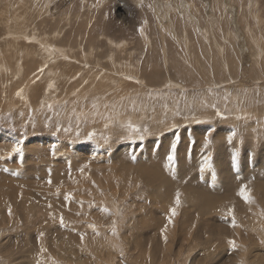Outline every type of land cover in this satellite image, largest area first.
Here are the masks:
<instances>
[{
  "label": "rangeland",
  "instance_id": "obj_1",
  "mask_svg": "<svg viewBox=\"0 0 264 264\" xmlns=\"http://www.w3.org/2000/svg\"><path fill=\"white\" fill-rule=\"evenodd\" d=\"M61 1L0 0V53L4 51L3 55L14 54L21 45L31 47L30 50L36 51L34 56L28 55L26 58L18 60L22 64V68L25 67L20 71L21 74H14V69L5 72L6 67L4 64L1 66V72H5L7 75L5 73L0 74V157H3L0 159V264H25V262L28 264H66L64 258L57 254V243L51 246L49 243L57 242L65 234L78 244L77 235L81 234L79 224L81 225L86 220L67 214L69 210L67 207L57 208V212H43L45 202L54 204L59 200V191L57 192L55 187H46L66 183L62 181L60 176L64 172L66 175L69 173L63 170L64 167L74 172L71 178L80 170L74 166H64V162L61 163L60 167H56L54 159L67 157L77 151L78 154H81L80 156H87L92 162L99 158L96 163L102 167L106 164L105 161H102L103 154H108L115 159L112 164L120 162L119 165L122 164V161H119L121 154L118 150H122L121 153L127 150V155L136 157L137 172L142 170L144 177L142 178V175L139 177L136 174L128 175L130 185L128 183L125 185L123 180L120 182L115 180L118 183L113 182V187L105 183L101 185L100 195L102 197L108 195L112 199H101L97 195H92V204L86 202L88 200L90 202L92 199H84L83 202V204H88L90 223L96 228L90 227V231L105 232L108 235V241L113 240L111 242H114L116 240V247L119 246L116 250L105 249L102 259L103 261L109 259L106 264H135L133 259L137 260V258H134L131 252L136 244H138L137 248L142 251V254L151 253L159 260L164 256L162 263L164 260L166 264H264V56H261L262 59L256 56L257 52L264 47V0H253L255 7H248L250 0H228L235 2L237 7L245 5L244 9L248 7L251 14L248 16L246 14L244 18L242 13H248L246 10L243 9L242 13H238V19L240 18L238 21L240 24L242 23L241 27L239 26V32L241 31L240 34L248 32L249 35L246 34L243 37L248 42L243 39L240 41L241 43L247 42L245 48L235 46L233 49L231 45H227L226 47L230 48L231 51H228L226 47L225 50L221 51L218 45L224 41L220 36L226 30V24H229V16L226 15L225 4H222L221 0H212L214 3L210 5V9H215L214 13L217 16V22L213 24L215 26L213 31L215 38L210 37L212 38L210 41H213L214 44L218 43L215 46H211L210 42H208L209 44L205 43L199 32L193 27L188 28L189 26H186L181 14L172 11L171 18L174 19L177 34H182L183 26L187 30L192 29V32L188 30V34H186L189 37L186 43L187 48L183 46L184 44L179 38L170 33L168 28L164 29L161 37L152 8L153 0H141V2L138 0H86L85 2L83 0H68L66 8L60 9ZM191 1L200 13L202 12L200 23L204 25V12L208 11L206 6L204 7V0ZM89 4H92L91 7L88 6ZM122 8L124 12H121ZM64 9L71 11L70 20H65V17L69 16ZM47 12L55 14L50 21L43 18ZM59 13H65L66 16L63 15L57 24L56 20ZM74 14L76 16L80 14L81 17H74ZM48 17H50V13H48ZM236 17L237 11L230 10L231 25H234L233 22H235ZM244 20L247 22L246 24ZM206 24V26L210 25ZM213 25H210L212 30ZM166 26L168 27V25ZM247 26L251 29L250 31ZM57 27L63 29V34L59 37H62L61 43L66 41V45H69V39L74 45L82 44L81 48L74 47L72 60L82 59V52L87 50L89 45L86 36L92 34L95 40L99 39L95 45L99 49L94 51L95 54H100L96 56L98 64L95 62L98 68L94 67V63H90L96 59L91 56L89 58L91 61L83 60L81 64H76L82 70L89 66L88 69L94 68L92 73L94 70H103L107 72L106 74L111 75L112 79L118 80L119 75L121 76L120 72L117 71L119 70L118 67L116 66L117 70L113 66V68L107 67L108 59H106L105 54L108 53L114 58L116 57L117 60L115 59V61L120 62L119 65L122 68L129 62L135 65L136 81L126 78L128 86L124 87L122 84L123 88L120 90L122 94L120 97H124L122 102L109 103L108 100L114 97L115 92L108 94L107 91L105 94L103 90H100V87H97V84L89 85V79L94 74L86 76L89 74H85L83 71V77L74 78L75 80L73 79L70 85L65 84V81L60 79L56 90L54 92L50 90L51 92L46 93V98L63 96L61 98L66 101L57 107L60 109L54 111L53 115L50 108H44V106L39 107L41 110L39 115L30 112L35 110H24L27 109L25 106L30 104L34 107L42 99L41 90H39L41 87L26 88V84L29 82L24 83L26 79L29 81L30 77L39 71L38 68L31 71L33 67H29L30 63L35 62V59H38L39 55L43 53L38 51L43 50L50 42L58 39L55 36ZM141 29L151 39V45L144 39ZM104 33L115 44L124 42L127 45L124 51L121 47H115V44H108L107 39L103 36ZM259 33L261 37L258 35ZM13 34L15 37H10ZM250 34L255 35L251 37ZM196 35L197 37H195ZM6 39H10V41H6ZM252 39L254 42H251ZM250 43H253L252 46L254 47ZM254 43H257L256 45L259 47ZM163 44L166 55L161 48ZM208 46L214 50L210 53L215 52V59H206L204 50L207 53ZM217 47L218 49H216ZM119 52L121 53L119 54ZM140 54L142 55L140 56ZM198 56L202 59H196ZM129 57L131 58L128 59ZM0 59V64L3 63L4 59L6 62L9 60L1 57ZM45 60L47 61L46 58L39 59L36 65L40 66ZM11 63L14 68L16 60L13 59ZM69 66L70 69H77L75 66ZM161 67L167 70L170 68V73L175 79H172V82L175 81V84L181 86L183 84L182 89L179 87L181 92L178 87L171 86L170 88L161 85L164 72ZM101 72L96 73L99 79L103 74ZM29 75L32 76L29 77ZM137 81L147 89L144 93L152 94L151 91H154L153 93L156 94L155 105L159 109L154 106L148 108L145 105L148 101L146 99L143 101L144 103L142 102L143 106L138 104L135 98L142 94L139 92L142 87L138 85L139 82L137 83ZM42 84L46 83L42 82ZM111 86L114 85L111 84ZM21 88L24 89L23 93L20 91ZM29 89L33 92L31 93ZM95 92H103L97 100L102 104L106 102L109 109L113 108L111 105H117L122 114L125 115V119L117 121L116 119L112 120L113 117L112 121L110 120L112 123L110 125L101 118L104 127L97 126L96 128L86 126L83 121L78 124L75 116L70 118L71 123L66 122L64 124L60 121L61 110H76L79 106L78 103L76 104L78 96L84 105L86 104L85 106L89 105L93 99L90 101L87 99L89 98L87 95L92 97ZM201 93L204 95L202 96ZM201 96L203 99L206 97L207 105L198 106L197 102L199 103ZM162 98L174 107L171 113L165 108V105L161 104ZM128 99L135 100L128 105ZM11 102L18 104H15L13 109H9L10 106L7 104ZM194 103L196 105H193ZM142 109L146 110L147 117L142 121L138 119L134 122L130 121L128 112L137 118ZM149 110L155 112V116L152 117L158 118L157 120L150 121ZM21 111H23L22 114ZM229 136H231V140H229ZM205 137L208 138L207 143ZM149 139L155 144H149ZM174 141L177 145L175 160L173 165L166 168L165 158ZM17 145L21 150L12 152V148ZM52 145L56 147L54 148ZM98 149L101 150L98 151ZM103 151L105 152L103 153ZM116 151L118 154L114 153ZM114 154L117 156L113 157ZM233 156L236 157L235 161ZM209 158L210 166H207L206 160ZM68 160L72 161L71 159ZM131 160L134 161L135 159L131 158ZM156 167L158 168L155 169ZM46 169L50 170L51 175L48 176L44 173L43 170ZM55 169L56 175H52ZM154 169L155 171L152 172L154 173V180L151 183L156 184L158 182L157 184H160L159 182L162 181L165 184L162 185L165 189L161 190L160 195L157 193L150 194V192L153 193L151 186H149L150 172ZM120 170L122 168L117 172ZM103 173H107L106 170L102 169V172L97 175L98 179L106 178ZM129 173H136V171L132 169ZM17 175L18 178H16ZM136 177L138 179H135ZM49 178H51V183L46 184ZM25 179L28 181H24ZM66 180L68 181V179ZM241 185H247L251 189L253 199L251 203L238 204L235 206L236 209L233 208L236 210L233 212L236 226L233 227V217L228 216L227 211L231 200H233L234 205H236L234 201H242L241 197L237 195ZM125 187L128 189L125 190ZM13 188L21 193L16 201L13 199L16 204L15 202L10 203L12 198L6 200V196H9ZM199 188H203V191L206 190L213 205L206 203L203 196L194 194L199 193L196 192V189ZM51 192L57 193L51 195ZM27 193L30 195L26 198ZM177 193H179L180 198L178 206L175 204ZM35 194H39L40 199L34 198ZM211 196H216L215 199L217 200ZM98 199L102 200L104 208H107L110 214L97 211L99 209ZM44 200L46 201L44 202ZM153 200L156 202L152 203ZM21 203L23 206L20 205ZM214 204L221 205V207ZM56 205L59 206V204ZM202 206L204 207L198 210L202 213L197 214L195 211ZM222 206L228 209H225L224 212ZM9 207L12 211L11 216L8 214ZM171 208L176 209V215L172 217L171 223L166 224ZM26 210L27 215L25 214ZM83 213L85 216L87 211H83ZM61 216L64 219L63 226L60 224ZM161 219L163 224L160 222ZM42 224H47V226L39 228V225ZM106 224L109 226L107 227ZM113 224L115 229L117 228L115 236L112 232ZM165 225H167L166 229ZM56 228L59 229L58 232H51ZM162 229H165L163 233ZM40 232L44 234L42 237L39 236ZM33 236H35L36 241L31 240ZM26 240H28L27 243ZM229 240L236 242V249L229 246ZM90 245L91 242L88 241L93 257H97L92 245ZM63 246L65 248L67 243ZM42 248L46 251H41ZM163 248H166L164 254L162 253ZM108 256L109 258H107ZM26 257H30V260H26ZM123 259L132 260L130 263H126L122 261ZM95 260L96 258H93V264H96ZM140 262L141 259H138L136 264H140ZM86 263L89 264L87 261L83 264Z\"/></svg>",
  "mask_w": 264,
  "mask_h": 264
},
{
  "label": "bare ground",
  "instance_id": "obj_2",
  "mask_svg": "<svg viewBox=\"0 0 264 264\" xmlns=\"http://www.w3.org/2000/svg\"><path fill=\"white\" fill-rule=\"evenodd\" d=\"M68 0H62L61 1V3H60V6H59V8L61 9V8H66V2H67ZM84 2L86 1V0H83ZM102 1H109V0H102ZM138 1H140L141 2V0H138ZM191 1V0H190ZM189 0H153V4H152V8H153V11H154V15H155V17H156V19H157V23H158V27H159V30H160V35H161V37H162V35H163V33H164V29L165 28H168L169 29V31H170V33L174 36V37H176V38H179L182 42H183V46H185V48H187L186 47V43L188 42V38L189 37H187V35L186 34H188V30H190V29H186V27L185 26H183V29H182V34L180 33V34H177V32H176V28H175V25H174V19L173 18H171V13H172V11H174V12H177V13H179V14H181V16H182V19H183V21L186 23V26H189L188 28H194L197 32H199V34H200V36L202 37V39L203 40H205V43H207V44H209L208 42H210V44H211V46L213 45V46H215L216 45V43L214 44V42L213 41H210V40H212V38H210L211 36H213V39L215 38L214 37V35H213V31H214V25L213 24H215L216 22H217V16H216V14L214 13V11H215V9L213 10L212 8L210 9V5H213V1L212 0H202L203 1V4H204V7L206 6V8H207V12H204V22H205V24L204 25H202L201 23H200V19H201V13H200V11H199V9H197L196 8V6L194 5V3L191 1L190 2ZM101 2V1H100ZM137 2V1H136ZM221 2H222V4H225V6H224V8H225V13H227L226 15H228L229 16V24L227 23L226 24V30L223 32V35L222 36H220L221 37V39L222 40H224L222 43H220V44H218L219 46H220V49H221V51L222 50H225L226 48H227V50L228 51H231V49L229 48L228 49V47H226L227 45H231L232 47H233V49L235 48V46H241L242 48H245V44H247V40H245V39H243V37L246 35V34H248V32H243V34L241 33L240 34V32H239V30H240V28H239V26L242 24H240L239 23V19H238V13L240 14V13H242V10L244 9V6H242V7H240L239 5V7H237L236 6V4H235V2H232V1H228V0H221ZM89 3V2H88ZM92 3V2H91ZM198 3H200V2H198ZM255 2H253V0H250L249 1V3H248V7L250 6V7H255V4H254ZM123 4V3H122ZM69 5V4H68ZM91 5L92 4H89L88 6L89 7H91ZM96 5H97V3H96ZM200 5H201V3H200ZM202 6V5H201ZM222 6V5H221ZM248 7L247 8H245L244 10H246V12H248V13H242V16L245 18V15L247 14V16L248 15H251L250 14V10H248ZM123 8H124V6H123ZM122 8V10H121V12L123 11L124 12V9ZM199 8V7H198ZM214 8V7H213ZM223 8V9H224ZM151 9V8H150ZM126 10V9H125ZM210 10V11H209ZM221 10V9H220ZM230 10H236L237 11V17H236V19H235V22H233L234 23V25H231L230 24V20H231V18H230ZM64 11H66L65 13H67L68 14V16L69 17H65V20L67 21V20H70L71 19V17H72V14H71V11H69V9H64ZM48 13H50V17H48ZM65 13H59L58 14V18H57V20H56V22H57V24L59 23V20H60V18H62V16L64 15V16H66L65 15ZM47 14V15H46ZM45 15H43V18H45V19H47L48 21H50V20H52V17L55 15L54 13H52V12H47ZM77 14V13H76ZM231 15H234L233 13H231ZM253 15V14H252ZM255 15V14H254ZM74 17L76 16L75 14L73 15ZM77 16H79V17H81V15L79 14V15H77ZM76 16V17H77ZM256 16V15H255ZM254 16V17H255ZM78 17V18H79ZM226 17V16H225ZM253 17V16H252ZM248 19V18H247ZM246 19V20H247ZM258 19V18H257ZM239 20V21H238ZM221 21V20H220ZM254 21V20H253ZM244 22H245V24L247 23L245 20H244ZM107 23V22H106ZM206 23H208V24H210V25H213V30H212V27H210V25H208V26H206L207 24ZM255 23V22H254ZM253 23V24H254ZM103 24V23H102ZM252 24V23H251ZM258 24V23H257ZM264 24V23H263ZM104 25V24H103ZM166 25H168V27L166 26ZM65 26V25H64ZM63 26V27H64ZM241 27V26H240ZM248 27V26H247ZM218 28V27H217ZM245 28H246V26H245ZM221 29V28H220ZM248 29H249V31L251 30L249 27H248ZM262 29V28H261ZM192 30V29H191ZM190 30V31H191ZM192 32V31H191ZM195 32V31H194ZM217 32H218V30H217ZM219 32H220V30H219ZM221 32H222V30H221ZM254 32V31H253ZM261 32V31H260ZM63 34V29H62V27H57L56 28V32H55V36L56 37H58V39L57 40H55L54 42H50L47 46H45L44 48H43V50H41V51H38V52H43L42 54H40L39 55V57H38V59H35V62H28V63H30V65H29V67H33L32 68V70L31 69H29V70H31V71H34L36 68H38L39 69V71L38 72H36L33 76L32 75H29V77L30 76H32V77H30V80L28 81L27 79H26V81H25V83L24 84H26L27 82H29V83H27L26 84V88H30V87H32L33 89L34 88H36L37 86H39V87H41V89H39V90H41V94H42V99L39 101V103L38 104H35V106L34 107H36L35 109H34V107H32L30 104L28 105V106H25V108H27V109H24V110H35V111H30V112H34L36 115H39L40 114V112H41V110H39V107H42V106H44V108H50V110L52 111L51 112V114L53 115V112L54 111H56V110H58V109H60V108H57V107H59V105L62 103V102H64V103H66V101L63 99V98H61V97H63V96H61V97H58V98H54V97H49V98H46L45 97V95H46V93L47 92H49L50 90L52 91V92H54L56 89V87H57V83L59 82V80L60 79H62V80H64L65 81V84H67V85H70V82L75 78V79H77L78 77L80 78V77H83V73L85 72V74L87 73V74H89V75H86V76H92L93 74V76L92 77H90L91 79H89L90 80V83H89V85H93V84H97V87H100V90H103V92L106 94V92L108 91L109 93L108 94H110L111 92H115V94L113 95L114 97L111 99V100H108L109 101V103H115V102H122V98H124V97H120L122 94H121V88H123L122 87V84L124 85V87L125 86H128L127 85V79L126 78H128V77H131V79H133V80H135L136 81V68H135V65H133L131 62H129V64L128 65H124V67L122 68V66L120 67V62H118V61H115V59H116V57L114 58V56H112V55H110V53H108V54H105L106 55V59H108V64H107V67H115V69L117 70V68H116V66L118 67V69L119 70H117L118 72H120V74H121V76L119 75V77L117 78L118 80H115V79H112V76L111 75H108V74H106L107 72H105V71H103V70H94V73H92L93 72V69L94 68H89L88 69V67L89 66H87V68L84 70H82L81 68H78L77 67V63H82V61L83 60H86V61H89L90 59V57L91 56H94L95 58H96V56H98V55H100L99 53H94V51L96 50V49H99V47L98 48H96V42H98V40H95V38H94V35H88V36H86L87 38H88V42H89V45L87 46V50H85V51H83L82 53H83V55H82V59H75V60H72V57H74V47H77V48H81L82 47V44L81 43H78V44H76V45H74L71 41H69V39H68V44L69 45H66L67 44V42L66 41H64V42H62L61 43V39H62V37L61 38H59L61 35ZM99 34V33H98ZM142 34H143V37H144V39L146 40V42L148 43V44H150L151 45V39L148 37V35H146V34H144V32L142 31ZM193 35H194V33H192ZM199 34H198V36H199ZM96 35V34H95ZM204 35V36H203ZM249 35V34H248ZM251 35V34H250ZM253 35V34H252ZM252 35H251V37H252ZM255 35V34H254ZM253 35V36H254ZM258 35H260V33L258 34ZM100 36V35H99ZM103 36H105V38L107 39V42H108V44H115V42L110 38V37H108V35L106 34V33H104L103 34ZM191 36V35H190ZM10 37H15V35L13 34V35H11ZM19 37V36H18ZM195 37H197V35L195 36ZM250 37V38H251ZM260 37H261V35H260ZM17 38V37H16ZM190 38H192V37H190ZM249 38V39H250ZM256 38V37H255ZM263 38V37H262ZM219 39V38H218ZM244 40V41H247L246 43H241L240 41L241 40ZM257 39V38H256ZM191 40V39H190ZM193 40V39H192ZM6 41H10V39H6ZM257 41H259L258 39H257ZM202 42V41H201ZM204 42V41H203ZM220 42H221V40H220ZM250 42V41H249ZM251 42H254L253 41V39L251 40ZM264 42V41H263ZM145 43V42H144ZM251 44V46H252V44L253 43H250ZM249 44V45H250ZM255 44V43H254ZM257 44V43H256ZM255 44V45H256ZM261 44V43H260ZM264 44V43H263ZM100 45V44H99ZM188 45V44H187ZM200 45V44H199ZM217 45V46H218ZM126 44L124 43V42H121V43H119V44H115V47H121V48H123V51H124V49L126 48ZM205 46H206V44H205ZM257 46V45H256ZM263 46V45H262ZM164 44L162 45V49L164 50ZM192 47H194V46H192ZM226 47V48H225ZM231 47V48H232ZM248 47V46H247ZM252 47H254V46H252ZM257 47H259V46H257ZM256 47V48H257ZM30 48L31 47H26V46H24V45H21L17 50H16V52L14 53V54H11V55H3V52L4 51H2L1 53H0V57L1 58H7V59H9L7 62H6V60L4 59L3 60V63H1L0 64V74L1 73H5V72H10L12 69H14V74H21L20 73V71L22 70V69H24V68H22V64L18 61L19 59H24V58H26L28 55H31V56H34L35 55V53H36V51L35 50H30ZM113 48V47H112ZM208 51H207V53H206V51L204 50V55H205V57H206V59H215L216 58V54H215V52H212V53H210L211 51H214L210 46H208ZM108 49V48H107ZM167 49V48H166ZM215 49V48H214ZM216 49H218V47L216 48ZM215 49V50H216ZM232 49V50H233ZM237 50H239V48H236ZM255 49V48H254ZM259 49V48H258ZM128 50V49H127ZM127 50H125V51H127ZM178 50V49H177ZM176 50V51H177ZM186 50V49H185ZM189 50V48L187 49V51ZM192 50V49H191ZM246 50H248V49H246ZM251 50V49H250ZM249 50V51H250ZM122 51V52H123ZM193 51V50H192ZM252 51V50H251ZM22 52H23V54H22ZM220 52V51H219ZM218 52V53H219ZM121 52H119V54H120ZM126 53V52H125ZM163 53H165V55H166V51L164 50V52ZM186 53V52H185ZM192 53H194V52H192ZM95 54V55H94ZM118 54V55H119ZM128 54V53H127ZM256 54V53H255ZM130 55H131V53H130ZM142 54H140V56H141ZM203 55V56H204ZM213 55V56H212ZM121 56V55H120ZM146 56V55H145ZM200 56V55H199ZM195 57L196 59H202L201 57ZM202 56V55H201ZM256 56L258 57V58H261V56H264V47H262L258 52H257V54H256ZM260 56V57H259ZM62 58V59H60V58ZM205 57H204V59H205ZM47 59V61L45 62V61H42V62H44V63H42L40 66H37L36 64H38V62H39V59ZM55 58H57V59H55ZM112 58H114V59H112ZM124 58V57H123ZM131 57H129L128 59H130ZM13 59L14 60H16V66L13 68V65H12V63H11V61H13ZM55 59V60H54ZM119 59V58H118ZM232 59V58H231ZM242 59H243V57H242ZM262 59V58H261ZM264 59V58H263ZM1 60V59H0ZM52 60H54V61H52ZM97 60H98V58H96V59H94V62L93 61H91L90 63H94L93 65H94V67L97 69L98 67L96 66V64H95V62L97 63ZM117 60V59H116ZM124 60V59H123ZM122 60V61H123ZM139 60V59H138ZM73 61V62H72ZM129 61V60H128ZM130 61H132V60H130ZM139 62V61H138ZM27 63V62H26ZM4 64V66L6 67V69L8 70H5V72H1V66ZM98 64V63H97ZM105 64V63H104ZM69 65H72V66H75L77 69H75V68H71L70 69V66ZM69 66V67H68ZM105 66H106V64H105ZM86 67V66H85ZM112 67V68H113ZM161 68H163V70H164V72H163V76H162V84L161 85H166V86H168V87H170L171 88V86H174V87H178V89H179V87L182 89L184 86H183V84H182V86L180 85V84H175L174 82H172L171 80L173 79V76H172V73H170V68H169V70H167V69H165L164 67H161ZM40 69H43V71H40ZM87 70V71H86ZM110 70V69H109ZM84 71V72H83ZM99 71H102L101 73H103L102 74V77L99 79V78H97V75H96V73H98ZM83 72V73H82ZM110 73V72H109ZM175 73V72H174ZM173 73V74H174ZM6 75H7V73H5ZM9 75H10V73H8ZM123 74V75H122ZM207 74V73H206ZM8 75V76H9ZM11 76V75H10ZM9 76V78H11ZM114 76V75H113ZM175 76V75H174ZM100 77V76H99ZM115 77V76H114ZM96 78V79H95ZM116 78V77H115ZM185 78V77H184ZM74 79V80H75ZM177 79V78H176ZM85 80V79H84ZM87 80V79H86ZM105 80H107V82H104ZM173 80H175V79H173ZM178 80V79H177ZM117 81V82H116ZM202 81V80H201ZM42 82H44V83H46V84H42ZM178 82V81H177ZM83 83H85V82H83ZM179 83V82H178ZM50 84V85H49ZM111 84L112 85H114V86H111ZM196 84V83H195ZM138 85L140 86V87H142L140 90H139V92H141L142 94H140V96L139 97H136L135 99H137V102H138V104H141L142 106H143V104H142V102L143 101H145V99L146 100H148L147 101V103H145V105H147L148 106V108H152L153 106L155 107V108H157V109H159L158 107H156V105H155V102H156V94H154L153 92V90L151 91L152 92V94H146V92L144 93V91H146L147 89L146 88H144V86H143V84H141L140 82L138 83ZM78 87V86H77ZM25 88V87H24ZM67 88H70V87H67ZM74 88H76V87H74ZM74 88H73V90H74ZM190 88V87H189ZM195 88V87H194ZM38 89V88H37ZM36 89V90H37ZM24 89L23 88H21L20 89V91H21V93H23L24 91H23ZM78 90H80V89H78ZM94 90V89H93ZM111 90V91H110ZM161 90V89H160ZM166 90H168V89H166ZM205 90V89H204ZM29 91H30V89H29ZM50 91V92H51ZM69 91V90H68ZM67 91V92H68ZM179 91H180V89H179ZM193 91V90H192ZM31 93L33 92V91H30ZM66 92V91H65ZM81 92V91H80ZM103 92H95V94H94V96H89V95H87L89 98H87V99H89L90 101H91V103L89 104V105H87V106H85L84 105V103H83V101H81L80 100V97L78 96L77 98H76V104L78 103L79 104V106L76 108V110H73V109H70V110H65V111H62L61 110V112H60V114H59V117H60V121L62 122V123H66V122H70L71 123V120H70V118L72 117V116H75V120H77L78 121V124L80 123V122H82L83 121V124H85L86 126H90V127H92V128H96L97 126H102V127H104V124L101 122V118H103V120L106 122V123H108V124H112L111 122H110V120L112 119V120H114V119H116L117 121L119 120V121H121V120H124L125 119V115L124 114H122V111L118 108V106L117 105H111L113 108H111V109H109V108H107V106H106V102H105V104H102V102L100 103V101H98L97 99H98V96L99 95H101V94H103ZM120 92V93H119ZM127 92V91H126ZM181 92V91H180ZM201 92H203V91H201ZM206 92V91H205ZM71 93V92H70ZM79 93V92H78ZM90 93V92H89ZM164 93V92H163ZM192 93V92H191ZM200 93V92H199ZM198 93V94H199ZM62 94V93H61ZM74 94V93H73ZM80 94V93H79ZM91 94H93V93H91ZM104 94V95H105ZM125 94V93H124ZM127 94H129L128 92H127ZM70 95V94H69ZM84 95V94H83ZM201 95H202V93H201ZM203 95H204V93H203ZM202 95V96H203ZM6 96V95H5ZM55 96V95H54ZM107 96V95H106ZM126 96V95H125ZM151 96V97H150ZM200 96V95H199ZM201 96V97H202ZM177 97V96H176ZM205 97V96H204ZM72 98V97H71ZM111 98V97H110ZM109 98V99H110ZM193 98V97H192ZM206 98V97H205ZM205 98L203 99V97L201 98V99H203V100H199V103L197 102V104H198V106H203V105H207V103L205 102ZM24 99V98H23ZM40 99V98H39ZM135 99H128V105H130ZM170 99V98H169ZM8 100V99H7ZM69 101V100H68ZM167 100H164V98H162V101H161V104L162 105H165V108L166 109H168V111H169V113H171L173 110H174V107L173 106H171V104L169 105L167 102H166ZM175 101V100H174ZM70 102H71V100H70ZM176 102V101H175ZM196 102V101H195ZM72 103V102H71ZM104 103V102H103ZM144 103V102H143ZM159 103V102H158ZM182 103V102H181ZM15 104H18V103H15V102H11V103H9V104H7V106H10V108L9 109H13V107H15ZM69 103L67 102V105H68ZM73 104V103H72ZM137 104V105H138ZM174 104V103H173ZM74 105H75V103H74ZM193 105H196L195 103L193 104ZM50 106V107H49ZM197 107V106H196ZM118 108V109H117ZM145 108H146V106H145ZM154 108V109H155ZM61 109H64V107L62 108L61 107ZM162 109H163V107H162ZM17 110H18V108H17ZM115 110H117V111H115ZM120 110V111H119ZM9 111V110H8ZM19 111V110H18ZM127 111V110H126ZM157 111V110H156ZM29 112V111H28ZM128 112V111H127ZM160 112V111H159ZM21 114L23 113V111H21L20 112ZM56 113V112H55ZM148 113H150V116H151V119H150V121H155V120H157L158 118H154V117H152V116H155V112H153V111H148ZM18 114H19V112H18ZM130 114V117H128L129 119H130V121H132V122H134L136 119H138V120H140V121H142V120H144L146 117H147V112H146V110H141V112L140 113H138V117L136 118V116H134L132 113H129L128 112V115ZM158 114V113H157ZM127 115V116H128ZM191 116V115H190ZM22 120V119H21ZM111 120V121H112ZM167 120V119H166ZM100 121V122H99ZM160 121V120H159ZM174 121H175V119H174ZM116 122V121H115ZM177 122V121H176ZM152 123V122H151ZM150 123V124H151ZM110 125H108V126H110ZM135 125V124H134ZM157 125V124H156ZM155 125V126H156ZM76 126V125H75ZM163 126V125H162ZM183 129V128H182ZM189 133V132H188ZM37 136V135H36ZM162 136V135H161ZM47 137V136H46ZM49 137V136H48ZM51 137V136H50ZM49 137V138H50ZM80 137V136H79ZM135 138V137H134ZM15 140V139H14ZM29 140V139H28ZM150 140V139H149ZM52 141H54V140H52ZM128 144V143H127ZM131 144V143H130ZM149 144H155L153 141L151 142V140H150V142H149ZM51 145V144H50ZM28 146V145H27ZM26 146V147H27ZM130 146V145H129ZM147 146V145H146ZM41 147V146H40ZM52 147H56V146H53L52 145ZM11 148V147H10ZM46 148L48 149V146H46ZM67 148V147H66ZM76 148V147H75ZM59 149V148H58ZM78 149V148H77ZM123 149V148H122ZM126 149V148H125ZM3 150V149H2ZM40 151H42L41 149H39ZM38 150V152H40ZM101 150V149H100ZM99 149H98V151H100ZM102 150H103V148H102ZM6 151V150H5ZM48 151V150H47ZM119 152H120V156H119V161H122V164H119L118 165V163H120V162H117L116 164H112L114 161H115V159L114 158H112V157H110L108 154L106 155H104L103 153L105 152V151H103V156H102V158H103V160L102 161H105L106 162V164L105 165H103V167L102 166H100V165H98L97 163H96V160H98V159H94V161L92 162V161H90L89 160V158L87 157V156H84V155H82V156H80L81 154H78L77 153V151L76 152H74L72 155H69V156H67V157H61L60 159L59 158H57V159H54L55 160V166L56 167H60L61 166V163H63L64 162V166H74V167H76V168H78V169H80L79 171H77V173H76V175L74 176V177H72L71 178V176L74 174V172L71 170V169H66V167H64V171H66V172H69L67 175H66V173L64 172L63 174H60V176L62 177V181H64V182H66V183H63V184H58V185H56V186H53V187H46V188H54L55 187V190L58 192L59 191V200H57L56 201V203H54V204H50L49 202H45L46 200H44V204L43 205H45V209L43 210V212H48V211H53V212H57L58 211V209L57 208H60V209H62L63 207H67L69 210L67 211V214H70V215H75L76 216V218H83V219H85L86 221H83L82 223H81V225L79 224V228H80V231H81V234H78L77 235V238H78V244H76L75 243V241L70 237V236H68V235H65V234H63L62 236H61V238L57 241V242H54V243H49V245L51 246V245H53V244H55V243H57V245H58V248H57V254L61 257V258H64V261H65V263L66 264H83L85 261H87L89 264H91L92 262H93V258H96V264H106V262L109 260H107V261H105L106 259H104V261H105V263H104V261H103V256H104V252H105V249L106 248H109V249H111V250H116V248L118 249L119 248V246L118 247H116V243H115V241L114 242H111V241H113V240H111V241H108V235L105 233V232H100V230H99V228H98V232L96 233V230H95V232H92V231H90V225H92L91 223H90V212L87 210V206H88V204H92L91 202H93V199H92V195H97L98 197H101V199H107V200H109V199H112V198H109V196L107 195V196H105V197H102L101 195H100V190H101V185H103V184H109L110 186H112L113 187V182H117V181H115V180H118V182H120L121 180H123V183L126 185L128 182H129V179H128V175H130V174H136L137 176H139L140 177V175H142V178L144 177V174H143V172H142V170H138V172H137V168L138 167H136V166H138L137 165V159H136V157H135V160L134 161H132L131 160V158L133 157L132 155H127V150H124L122 153H121V151L122 150H118ZM118 151H116V152H114V153H116V154H118ZM130 151V150H129ZM163 151V150H162ZM37 152V153H38ZM43 152H44V150H43ZM96 152H97V150H96ZM28 153H29V151H28ZM36 153V154H37ZM142 153V152H141ZM45 154V153H44ZM43 154V156H45ZM89 154H91V153H89ZM137 154H139V153H137ZM12 155V154H11ZM27 155V154H26ZM41 155V154H40ZM31 156V155H30ZM48 156V155H47ZM80 156V157H79ZM113 157H116L117 155H112ZM139 156V155H138ZM34 157V156H33ZM38 157V156H37ZM79 157V158H78ZM92 157V156H91ZM93 157H94V155H93ZM45 158H46V156H45ZM95 158H96V155H95ZM138 158V157H137ZM153 158H154V156H153ZM39 159V158H38ZM68 159H71L72 161H70V160H68ZM142 159V158H141ZM8 160V159H7ZM101 160V159H100ZM123 161H124V163H123ZM139 162H141V161H139ZM148 164V163H147ZM116 165H118V167H116ZM166 165V164H165ZM193 165V164H192ZM142 166V165H141ZM95 167V168H94ZM180 167H182L181 165H180ZM191 167H193V166H191ZM122 168V170H120V172H117L119 169H121ZM147 168V167H146ZM158 167H156L155 169H157ZM167 168V167H166ZM172 168H174V167H172ZM172 168H171V171H172ZM3 169H5V168H3ZM102 169H104V170H106V172L107 173H103V174H105V176H106V178L105 179H98V177H97V175L98 174H100L101 172H102ZM135 170L136 171V173H129L131 170ZM140 169V168H139ZM148 169V168H147ZM155 169L154 170H152L151 172H150V180H149V186H151L150 188H152V190H153V193L152 192H150V194H154V193H157V195H160L161 193V190H163V189H165L162 185H165L162 181H160L159 183L160 184H157L158 182H156V184H152L151 183V181L153 182V180H154V173H152V172H154L155 171ZM164 169H165V167H164ZM169 169V168H168ZM192 169V168H191ZM99 170V171H98ZM175 170V169H174ZM190 170V169H189ZM12 171V170H11ZM20 171V170H19ZM44 171V173L46 174V175H51V172H50V170L49 169H46V170H43ZM42 171V172H43ZM109 171V172H108ZM23 172V171H22ZM161 172V171H160ZM4 173V172H3ZM20 173V172H19ZM40 173H41V171H40ZM125 173H127V174H125ZM156 173H159V171H156ZM162 174H163V172H161ZM171 174H172V172H170ZM21 174V173H20ZM45 174H43V175H45ZM53 174H55L56 175V169H55V171L52 173V175ZM224 174V173H223ZM42 175V176H43ZM157 175V174H156ZM167 175V174H166ZM47 176V177H48ZM165 176V175H164ZM14 177V176H13ZM23 177V176H22ZM24 177H25V173H24ZM23 177V178H24ZM59 177V176H58ZM96 177V178H95ZM156 177V176H155ZM161 177V176H160ZM223 177H224V175H223ZM16 178H18V175L16 176ZM26 178V177H25ZM147 178H148V176L144 179L145 181L147 180ZM157 178V177H156ZM51 178H49L48 180H47V182H46V184H48V182H49V180H50ZM66 179H68V181L66 180ZM135 179H138V177H136ZM158 179V178H157ZM157 179H155V180H157ZM5 180V179H4ZM27 179H25L24 181H26ZM23 181V180H22ZM28 181V180H27ZM234 181V180H233ZM34 182V181H33ZM40 182V181H39ZM117 182V183H118ZM226 182H228V181H226ZM27 183V182H26ZM134 183V182H133ZM148 183V182H147ZM203 183V182H202ZM7 184V183H6ZM45 184V185H46ZM230 184V183H229ZM44 185V186H45ZM128 185H130L129 183H128ZM203 185V184H202ZM224 186V185H223ZM225 186H227V185H225ZM1 187V186H0ZM39 187V186H38ZM128 187V186H127ZM127 187H125V190H126V188ZM12 188V187H11ZM33 188H34V186H33ZM65 188H67V189H65ZM227 188V187H226ZM229 188V187H228ZM18 189H20V188H18ZM116 189V188H115ZM128 189V188H127ZM203 189V188H202ZM201 188H199V189H196V192H199V193H194V194H196V195H201V196H203L204 197V200H205V202L206 203H208V204H212L213 205V203L212 202H210V198H209V196H208V194L206 193V190L204 189V191L202 190ZM10 190V189H9ZM16 188H13L12 190H11V192H10V194H9V196H11V197H9L8 195L6 196V200L8 201L9 199L11 200V198H12V201H10V203H13V202H15L16 201V199L17 198H19L20 197V191L19 190H17ZM38 190V189H37ZM117 190V189H116ZM14 191H16L15 192V194H13L14 193ZM229 191V190H228ZM57 192H51V195H55ZM31 193V192H30ZM66 193H70L71 194V199H69V200H65V194ZM185 194V193H184ZM187 194V193H186ZM228 194V193H227ZM30 194L29 193H27V196H26V198L29 196ZM39 194H35V196H34V198H38V199H40L39 198V196H38ZM165 195V194H164ZM189 195V194H188ZM195 195V196H196ZM41 196V195H40ZM111 196V195H110ZM7 197H8V199H7ZM25 197V196H24ZM159 197V196H158ZM162 197V196H161ZM197 197V196H196ZM213 199H215V197L216 196H211ZM191 198V197H190ZM198 198V197H197ZM196 198V199H197ZM15 201H14V200ZM41 199H42V197H41ZM84 199H92V200H90V202H89V200L88 201H86V202H88V204H83V202H84ZM97 200V201H99V209L97 210V211H101L100 209L103 207L104 208V204L102 203V200ZM199 199V198H198ZM27 200V199H26ZM32 200V199H31ZM48 200H50V199H48ZM215 200H217V199H215ZM242 201L241 202H239V201H234V203H236V205H234L233 204V200H231L230 202V205H229V207L228 208H230V207H232L231 209H236L235 208V206H237L238 204H242V203H244L245 204V201L243 200V199H241ZM18 201V200H17ZM25 201V200H24ZM29 201V200H28ZM154 201L155 200H153V201H151L152 203H154ZM188 201V200H187ZM190 201H191V199H190ZM192 201H193V199H192ZM201 201H203V200H201ZM22 202V201H21ZM156 202V201H155ZM189 202V201H188ZM27 203V202H26ZM110 203V202H109ZM15 204H16V202H15ZM56 204H59V206L58 205H56ZM165 204V203H164ZM167 204V203H166ZM195 204H196V202H195ZM10 205V204H9ZM20 205H22L23 206V203H21ZM201 205V204H200ZM215 206H219V207H221V205H216V204H214ZM168 206V205H167ZM44 207V206H43ZM85 207H86V209H85ZM199 207V206H198ZM204 206H202V207H200V208H198L195 212L197 213V214H199V213H202V212H200V211H198V210H201L202 208H203ZM196 208H197V206H196ZM228 208H225V207H223L222 206V209L224 210V212L226 211L225 209H228ZM163 209H166V208H163ZM168 209V208H167ZM233 209V212L234 211H236V210H234ZM75 211V213H72V211ZM83 211H87V213L85 214V216H84V213H83ZM164 211V210H163ZM25 212V211H24ZM96 212V211H95ZM168 212V211H167ZM27 213V210H26V212H25V214ZM52 213V212H51ZM97 213V212H96ZM169 213V212H168ZM167 213V214H168ZM28 214V213H27ZM26 214V215H27ZM44 214V213H43ZM158 214V213H157ZM160 214V213H159ZM204 214V213H203ZM53 215V214H52ZM24 216V215H23ZM163 217V216H162ZM66 218V217H65ZM165 218V217H164ZM98 219V218H97ZM92 220V219H91ZM25 221V220H24ZM97 221H99V220H97ZM159 221V220H158ZM162 221V219L160 220V222ZM163 221H165V219H163ZM73 222V221H72ZM162 223V222H161ZM160 223V224H161ZM166 224L167 223H169L168 221H166L165 222ZM94 224H96L95 223V221H94ZM110 224V223H109ZM109 224L107 225V227L109 226ZM163 224V223H162ZM36 225V224H35ZM192 225V224H191ZM38 226V225H37ZM47 226V224H42V225H39V228H45ZM100 227H101V225H99ZM111 226H112V224H111ZM33 227V226H32ZM106 226H104V228H105ZM34 228V227H33ZM103 228V229H104ZM110 228V227H109ZM96 229V228H95ZM105 229H107V228H105ZM117 229V228H116ZM115 229V230H116ZM42 230V229H41ZM42 231H44V230H42ZM41 231V232H42ZM50 231V230H49ZM49 231H48V233H49ZM59 231V229L58 228H56V229H53L51 232H58ZM40 232V233H41ZM37 233V232H36ZM39 233V232H38ZM111 233V232H110ZM116 233H117V231H116ZM36 236H37V234H35ZM81 235H83V241H81ZM40 236V235H39ZM115 236V235H114ZM35 236H33V237H31V240L32 241H36L35 239L36 238H34ZM110 237V236H109ZM154 237V236H153ZM115 238V237H114ZM171 240V239H170ZM88 241H90L91 242V245H92V247H93V249H94V251L96 252V256L97 257H93V252L90 250V247L88 246ZM28 242V240H26V243ZM65 243H67V246L64 248V244ZM162 243V242H161ZM90 245V246H91ZM142 245V244H141ZM79 248H78V247ZM183 246V245H182ZM22 247V246H21ZM138 244H136V245H134L133 246V251L131 252V255H134V258H137V260L138 259H141V262H140V264H166V261H164L163 260V263H162V259H163V257H162V259L161 260H159V259H157V258H155L154 257V255H152L151 253H149V254H142V251H140L138 248ZM157 249V248H156ZM164 249H166V248H163V250H162V253L164 254L165 253V250ZM9 250V249H8ZM107 250V249H106ZM168 250H170L169 248H168ZM149 252V251H148ZM135 253V254H134ZM179 253H180V251H179ZM60 254H62V255H60ZM141 254V255H140ZM168 254H172V253H168ZM167 254V255H168ZM95 255V254H94ZM169 255V256H170ZM162 256V255H161ZM58 258V257H57ZM107 258H109V256L107 257ZM59 259V258H58ZM25 260V259H24ZM26 260H30V257L28 258V257H26ZM111 260V259H110ZM131 260L132 259H130V260H122L123 262H126V263H130L131 262ZM137 260L136 259H133V261H134V263L136 264L137 263ZM25 262V261H24ZM108 263V262H107ZM139 263V262H138ZM25 264H28V263H26L25 262ZM87 264V263H86ZM93 264V263H92ZM110 264V263H109Z\"/></svg>",
  "mask_w": 264,
  "mask_h": 264
},
{
  "label": "snow or ice",
  "instance_id": "obj_3",
  "mask_svg": "<svg viewBox=\"0 0 264 264\" xmlns=\"http://www.w3.org/2000/svg\"><path fill=\"white\" fill-rule=\"evenodd\" d=\"M141 33H142V29L140 30ZM40 71H43V69H40ZM128 79H131V77H128ZM139 81H137L138 83ZM50 107V106H49ZM217 115H220L219 113H217ZM142 139V137H141ZM229 140H231V136H229ZM205 142L207 143L208 142V138L205 137ZM176 142L174 141L170 147V150H169V153L168 155L166 156V167L168 166H171L173 165V162L175 160V149H176ZM21 149L20 147L17 145V146H14L12 148V152H19ZM133 159H135V156L132 157ZM0 159H3V157H0ZM236 157L233 156V160L235 161ZM206 165L207 166H210V158L208 160H206ZM49 183H51V180H49ZM237 195H239L241 197V199H243L245 201V203H251L252 202V196H251V189H249L247 187V185H241ZM71 199V194L70 193H66L65 194V200H69ZM175 204L178 206L180 204V198H179V193H177V196H176V199H175ZM102 212L104 213H107V214H110L109 213V210L107 208H101L100 209ZM170 212V215L169 217L167 218L168 219V222L171 223L172 221V217H174L176 215V209L175 208H171L169 210ZM8 214L9 216L12 215V211H11V208L9 207L8 209ZM227 215L228 216H232L233 219H232V226L235 227L236 224H235V218L233 216V209L229 208L228 211H227ZM60 224L61 226L64 225V219H63V216L60 217ZM90 227H92L93 229H95V225H90ZM167 225H165V229H166ZM165 229H162V233L164 232ZM112 232H113V235L116 234V230H115V225L113 224V228H112ZM44 234L43 233H40V236L42 237ZM39 239V237H38ZM167 238L165 237V240ZM81 241H83V235H81ZM228 244L229 246L232 248V249H236L237 248V244L234 240H229L228 241ZM41 251H46V249H41Z\"/></svg>",
  "mask_w": 264,
  "mask_h": 264
}]
</instances>
